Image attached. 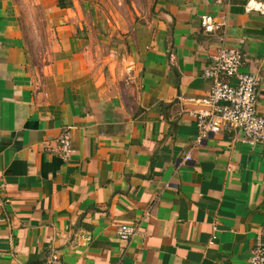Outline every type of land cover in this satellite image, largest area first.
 <instances>
[{"label":"crops","instance_id":"crops-1","mask_svg":"<svg viewBox=\"0 0 264 264\" xmlns=\"http://www.w3.org/2000/svg\"><path fill=\"white\" fill-rule=\"evenodd\" d=\"M135 13L116 30L95 0H0V264H249L264 246V145L198 141L189 114L223 37L264 118V0ZM202 15L227 25L206 34ZM122 224L138 234L119 239Z\"/></svg>","mask_w":264,"mask_h":264},{"label":"built area","instance_id":"built-area-1","mask_svg":"<svg viewBox=\"0 0 264 264\" xmlns=\"http://www.w3.org/2000/svg\"><path fill=\"white\" fill-rule=\"evenodd\" d=\"M226 25L225 18L200 17L201 30L206 34L223 31ZM242 64L241 52L227 47L221 37L211 63L202 72L204 78L211 80L210 91L205 98L195 101L198 108L189 113L196 124L198 141L209 134L238 130L243 142L264 145V118L256 109L259 81L253 74L241 72ZM56 143L59 156L68 161L72 153L69 131H63ZM138 230L135 225L122 224L117 228V236L121 240H130ZM43 264L64 263L57 253H51ZM249 264H264L263 245L258 244L253 250Z\"/></svg>","mask_w":264,"mask_h":264},{"label":"rangeland","instance_id":"rangeland-1","mask_svg":"<svg viewBox=\"0 0 264 264\" xmlns=\"http://www.w3.org/2000/svg\"><path fill=\"white\" fill-rule=\"evenodd\" d=\"M101 9V14L111 17L118 23H113L116 30L119 28L125 30L127 26H131L132 20L135 18V9L139 7V0H95ZM135 5V6H134Z\"/></svg>","mask_w":264,"mask_h":264}]
</instances>
